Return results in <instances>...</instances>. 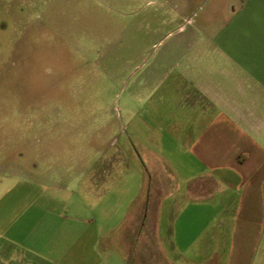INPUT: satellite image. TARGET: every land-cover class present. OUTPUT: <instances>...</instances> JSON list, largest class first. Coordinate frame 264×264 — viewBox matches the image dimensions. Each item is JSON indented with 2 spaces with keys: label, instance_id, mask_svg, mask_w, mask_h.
Wrapping results in <instances>:
<instances>
[{
  "label": "rangeland",
  "instance_id": "374dc122",
  "mask_svg": "<svg viewBox=\"0 0 264 264\" xmlns=\"http://www.w3.org/2000/svg\"><path fill=\"white\" fill-rule=\"evenodd\" d=\"M229 52L264 66V0H0V264H32L45 224L91 217L98 247L101 213L165 212L198 171L188 93ZM230 231L202 238L226 251Z\"/></svg>",
  "mask_w": 264,
  "mask_h": 264
},
{
  "label": "crops",
  "instance_id": "0c3cea01",
  "mask_svg": "<svg viewBox=\"0 0 264 264\" xmlns=\"http://www.w3.org/2000/svg\"><path fill=\"white\" fill-rule=\"evenodd\" d=\"M235 55L220 53L218 59L224 60L218 61L228 68L218 62L192 86L195 97L188 93L204 114L189 148L198 171L195 178L166 190L165 212L131 218L124 211L101 213L104 229L96 235L98 247L91 217H71L66 231L43 222L52 234L42 248L25 251L32 264H253L264 235V66L240 63ZM29 183L56 190L39 181ZM179 187L184 190L178 195ZM175 199L191 201L189 212L176 211ZM211 225L214 229L208 231ZM224 226L232 234L226 251L213 237L203 240L202 235L214 236ZM114 234L117 243H100ZM128 235L131 243L125 244ZM92 247H97L95 256Z\"/></svg>",
  "mask_w": 264,
  "mask_h": 264
}]
</instances>
